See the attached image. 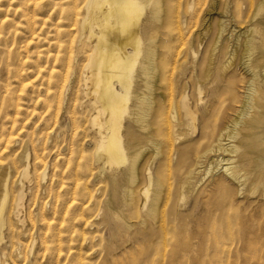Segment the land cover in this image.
I'll return each mask as SVG.
<instances>
[{"label": "bare ground", "instance_id": "obj_1", "mask_svg": "<svg viewBox=\"0 0 264 264\" xmlns=\"http://www.w3.org/2000/svg\"><path fill=\"white\" fill-rule=\"evenodd\" d=\"M234 1L212 0L210 9L227 12ZM249 3L253 6L248 17L251 23L243 32L236 34V44L225 56L218 58L219 44L225 38V22L217 19L213 26L212 18H209L204 26V35L208 36L210 33L204 54L198 60L194 57L193 62L187 66L183 64L184 70L187 68L190 73L186 81H181L179 100L174 98V86L168 82L170 90L166 101L170 116L165 120L164 126L170 130L169 122L172 120L175 123L174 143L167 140L162 132L158 133L159 136L151 132L157 126V112L161 111L160 102L155 99L156 91H162L163 88V83L159 80L162 78L160 63L155 62L153 49L156 32L159 33L155 32L156 23L155 26L153 23L159 19L162 9L159 0H81V13L75 14V9L74 15L77 18L74 16L76 21H73L74 27L78 28L75 43L76 46H83L81 50L84 48L81 55H75V58L83 60L81 79L79 78L81 99L78 105L80 108L87 107L90 114L88 126L95 138L94 158L100 165V172L95 178L127 164L119 176L111 175L106 181L111 191L105 214L108 237L103 243V250L107 254L117 242L121 231L131 228L127 220L130 215L135 216L139 209L140 225L145 228V221L157 217L160 208H163L160 215L163 219L161 230L166 234L168 228L169 235L172 236L168 249L163 243L162 250L166 257L164 264H173L171 259L174 255H179L185 261L191 258L192 264H200L195 253L201 258L202 253L211 248L212 241L223 237L230 240L226 245L228 254L233 252L243 256V253H264V18L257 19L264 10V0H251ZM72 14L73 12L70 15ZM66 15L70 17L69 14ZM64 19L68 20L66 17ZM7 33L2 37L0 31V41L6 42L10 38ZM68 56L71 57L69 54ZM236 69H241L243 73L239 75ZM185 72H181V75ZM179 79L176 78L175 82L177 90ZM5 83L8 84L6 81ZM69 91L70 86L64 88V98ZM163 93L159 94L161 100L166 97ZM18 160L22 162V169L16 180L18 191L14 201V217L23 208L25 184L31 180L32 159L28 147L19 152ZM40 169L39 176L43 182L46 180L47 168L43 166ZM140 174L144 177L145 184L139 187L140 202L134 204V190L128 184L138 182ZM165 175L168 188L164 200L167 202H162V179H166ZM10 176L7 175L1 186L0 243L4 240ZM195 192L197 194L193 197ZM192 197V202H188ZM170 219L176 221L177 230L166 226ZM182 224L185 225L184 228ZM140 232L143 234L141 230ZM193 241L196 242V247ZM147 245L149 244L146 243L140 250L139 257L142 259L152 254ZM248 260L244 262H249ZM4 262L8 264L6 259Z\"/></svg>", "mask_w": 264, "mask_h": 264}, {"label": "rangeland", "instance_id": "obj_2", "mask_svg": "<svg viewBox=\"0 0 264 264\" xmlns=\"http://www.w3.org/2000/svg\"><path fill=\"white\" fill-rule=\"evenodd\" d=\"M249 1L251 0H241L240 2L235 0L226 12L222 9H210L212 0H159L163 14L160 12L159 19L153 23L154 26L155 23L157 26H155V32L159 31V33H155L153 49L155 50V62L160 63L159 69L162 78L159 77L161 78L159 80L163 83L162 91L164 93L156 91L155 99L158 103L160 102L161 111L157 112V115L159 114L157 126L153 127L154 131H151L154 135L157 133L159 136L158 133L162 132L167 140L174 143L175 123L172 120L169 122L170 130L169 127L165 128L166 126H164L165 120L170 116L168 115L169 104L166 101L170 88L167 85L168 82H171L174 86V93L172 92L174 98H180L181 81H186L190 73L189 69L184 70L183 64L184 66L189 65L193 62L194 57L197 60L200 59L204 54L206 42L209 40L210 33L208 36L204 35L206 22L209 18H212L213 26L217 19L225 22V38L219 44L218 58L220 59L235 46L236 34L243 32L250 25L248 17L253 6ZM73 3L74 5H72ZM80 5L81 0H0L1 36L4 37L8 31L7 35L10 36L6 42L5 40L4 42L0 41V92L2 91L1 94L6 93V95L0 94V106L2 105L0 107V135H3V137L0 136V139H4V142L3 139L0 141L2 145H0V196L2 181L8 174L11 175L8 184L10 197L5 210L4 240L0 243V264H4L5 259L8 264H164L166 257H164L162 248L166 245L168 249L172 236L169 235L168 228L164 234L160 227L163 220L160 216L163 208H160V214L157 217L145 221V228L140 225L138 209L136 217L130 215L127 219L131 228L121 231L110 253L107 254L103 250L104 240L108 237L106 205L111 198V191L108 189L106 181L111 175L119 176L127 164L119 169L108 170L104 175L95 178L100 172V165L95 162L94 158L95 138L88 126L90 114L87 112V107L80 108L78 105V101L81 99L79 80L81 79L83 60L75 58V55H81L84 48L81 50L82 45L81 47L76 46L78 28L74 27L73 20L76 21L77 16L74 15V12L75 9H77L75 14L80 12ZM13 10L15 12H12ZM72 12L73 14L70 15ZM66 14H69L71 18ZM145 18L146 16L143 17V19ZM263 18L264 10L257 19ZM70 21L74 23L71 24ZM229 36L231 37L226 39ZM158 40L159 42H157ZM162 45L163 47H161ZM71 48L72 50H70ZM156 48L160 49L156 50ZM68 54L71 56L70 58ZM72 68L73 70H71ZM23 69L24 71H22ZM184 71L186 72L181 75V72ZM236 71L239 75L243 73L241 69H236ZM6 76H9V80ZM176 78H180L178 90L176 89ZM68 86H70V91L64 98V88ZM164 88L166 89L164 90ZM2 89H7V92ZM160 93L166 96L165 100H161ZM9 99L12 100L9 102ZM14 100L15 102H13ZM13 108L15 112L17 110L18 112L15 113ZM4 116L6 117L4 118ZM2 130L4 131L1 132ZM27 147L32 159L31 180L30 183L25 184L26 195L23 208L17 214L18 216L14 217V201L18 191L16 180L22 169V162L18 160V154ZM15 150L16 152H14ZM37 160L38 162H36ZM42 165L47 168L46 180L43 182L39 176ZM37 169L38 171H36ZM165 178L162 179V202H167L164 200L168 188L166 175ZM137 181L133 185L128 184V187H133L132 190H134V204L140 202L139 187L145 184L141 174ZM196 194L197 192L193 197ZM193 197L188 202H192ZM135 210L137 212V209ZM166 226L178 229L174 219L167 220ZM184 227L185 225L182 224V228ZM158 234L161 235L158 236ZM166 241L168 242L166 243ZM229 241L227 237L212 241L211 248L208 252L202 253L201 258L195 253L197 260L201 261L200 264H264V253H253V255L252 253H243L244 257L242 254L233 252L228 254L226 245L229 244ZM146 243L149 244L147 246H150V254L153 255H149L148 257L151 256L149 259L148 257L142 259L139 257L141 256L140 250L142 246H146ZM193 245L196 247L195 241H193ZM173 257L171 259L173 264H178L179 261L181 262L179 264H182L183 261L184 264H192L191 258L185 261L179 258V255ZM247 259L249 262L245 263L244 261ZM237 260L238 262H236Z\"/></svg>", "mask_w": 264, "mask_h": 264}]
</instances>
